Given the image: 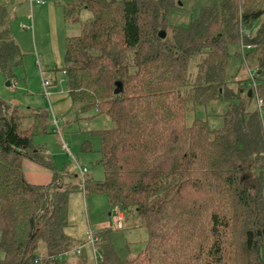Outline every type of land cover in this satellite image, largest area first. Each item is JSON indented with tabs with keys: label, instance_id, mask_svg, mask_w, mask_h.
Returning a JSON list of instances; mask_svg holds the SVG:
<instances>
[{
	"label": "trees",
	"instance_id": "16d2710c",
	"mask_svg": "<svg viewBox=\"0 0 264 264\" xmlns=\"http://www.w3.org/2000/svg\"><path fill=\"white\" fill-rule=\"evenodd\" d=\"M81 7L94 19L68 39L64 65L54 71L65 73L81 114L114 123L92 131L104 180L85 178L81 187L105 195L124 215L137 209L149 232L144 250L122 259L113 229L95 231L99 264H264V120L258 106L250 108L264 101V0L203 7L190 25L174 27L171 43L159 33L169 29L175 0H82ZM8 18L0 7V72L13 82L22 53ZM231 45L247 49L243 57L262 50L255 84L239 92L227 80ZM194 55L202 60L191 83ZM215 100L235 102L220 128L198 116L188 124L189 113ZM8 110L0 98V264H68L64 258L75 253L67 233L70 191L54 173L36 186L24 171L26 162L55 171L41 147L31 149L48 131V115L37 113L25 128ZM79 256L77 264H96L84 250Z\"/></svg>",
	"mask_w": 264,
	"mask_h": 264
},
{
	"label": "rangeland",
	"instance_id": "374dc122",
	"mask_svg": "<svg viewBox=\"0 0 264 264\" xmlns=\"http://www.w3.org/2000/svg\"><path fill=\"white\" fill-rule=\"evenodd\" d=\"M41 1L44 2L43 6H48L50 3V0ZM218 1L175 0L178 7L168 16L167 41L169 43L173 41L174 27L190 25L191 21L198 17L201 8L214 5ZM27 15L29 17L23 16L22 7H19L17 11H12V15L9 12L8 20L11 24L12 35L14 30L16 36L17 26L22 32L25 31L26 29L22 27L26 24L25 22H27L26 28L32 29V18H34L32 8ZM59 15L60 18L64 17L62 12ZM74 15L79 17L77 22L72 20V26L62 29L59 44H53L50 35L51 32L55 33L53 17L46 13L41 19L39 18V21L37 20V44L33 43V31L29 30L31 31L30 41L28 40V47L21 50L22 64L15 68V81H8L0 72V98L8 104V114L20 117L25 128L34 123L37 113L48 115L45 121L48 131L46 134L33 138L31 149L41 147L53 161L55 171L41 169L32 162L24 163V171L28 181L39 179L38 182H40L46 178L52 180L53 173L60 178L64 188L70 191L67 233L73 237L71 249L74 250L75 246L82 244L89 260L96 262L86 240L87 233L103 229L104 222L109 221L112 224L113 209L105 195L84 192L81 187L82 180L77 177V174H79V166H82L88 170L85 178H93L96 181L104 180V168L100 163L101 142L92 131L109 129L114 126V123L106 116L87 118L89 115L81 114L80 106L71 104L65 73L54 71L56 67L61 68L64 65L67 38L84 33L94 19V13L87 8H82L79 14H72L71 17ZM250 31L253 33L254 30ZM229 52L227 70L229 87L239 92L242 91L240 88L243 85L253 86L256 79L251 76V73L257 71L262 50L254 51L249 56L243 57V52L246 55L248 50L243 49L242 45H231ZM201 60V55H194L190 58L188 74L191 83L196 80ZM47 82L50 86H45ZM230 103L235 102L212 101L207 107L189 113L188 124L191 125L198 116L208 120L211 129L220 128L224 123V114ZM257 106L256 98L250 108L256 109ZM54 118L58 120V126ZM85 142H89L90 147L85 145ZM33 170L41 171V173ZM45 171L50 175L43 173ZM125 214L124 227L121 229L112 227L111 242L120 258L133 259L144 250L149 232L142 224L137 209L127 210ZM99 242L100 240L97 241L96 247ZM99 248L98 246V256H101ZM79 258V256H71L65 261ZM2 259H4V253L0 251V260Z\"/></svg>",
	"mask_w": 264,
	"mask_h": 264
},
{
	"label": "crops",
	"instance_id": "0c3cea01",
	"mask_svg": "<svg viewBox=\"0 0 264 264\" xmlns=\"http://www.w3.org/2000/svg\"><path fill=\"white\" fill-rule=\"evenodd\" d=\"M81 5H82V0H50V3L48 4V6H43L41 4H36V3L32 5L30 4L29 0H0V7L7 8V11H9L11 15H12V11H17L19 7H22L23 16L29 17V15L27 14L28 12L30 13V9L32 8V11L34 13V18H32V25H31L32 29L31 28L29 29V27L26 28L27 22H25L26 24L22 26L23 28L26 29L25 31L22 32L19 26H17L16 27L17 33L15 36L14 30H13V37L16 43L19 45L21 50L24 47H28V40L30 41L29 35L31 34V31H33V43L37 44V31H36L37 30V27H36L37 20L39 21L43 17V15H46V13L50 15V17L51 16L53 17V20L55 23L54 29H53L55 33H52V32L50 33V35L52 36V42L53 44L55 43L59 44L62 29H66L67 27L72 26L71 25L72 22L73 21L77 22V18H79L74 15L72 18L73 21L71 19L69 20L67 18L68 11H70L71 14H79L80 11L82 10ZM60 12L64 14L63 18L62 17L60 18V15H59ZM33 171L41 173V171H36V170H33ZM43 173L50 175L49 172H46V171ZM77 177L81 178L80 171H79V174H77ZM38 181L39 179H36V181L30 180L29 182L36 186H46L51 182L50 178L43 179L40 182ZM109 224H110L109 221L104 222V225L102 226V228H108ZM80 246H82V244H79L78 247L75 246L74 249L79 248ZM84 252L87 254V252L85 251V248H84ZM71 256H79V255L75 253H71L66 258H69ZM70 261L68 260L67 263L77 264L80 261V258L77 260H72L71 262Z\"/></svg>",
	"mask_w": 264,
	"mask_h": 264
},
{
	"label": "built area",
	"instance_id": "2783aa9c",
	"mask_svg": "<svg viewBox=\"0 0 264 264\" xmlns=\"http://www.w3.org/2000/svg\"><path fill=\"white\" fill-rule=\"evenodd\" d=\"M29 1L31 4H33V3L41 4V5L44 4V2L41 0H29ZM245 34L247 36H250V32L248 30L245 32ZM250 48L251 47L249 46L248 49H250ZM254 74L255 73H251V76L255 79L256 75H254ZM45 86H50V84L47 82V83H45ZM257 105L259 108V112L261 113V116L264 120V101H262V99L258 98L257 99ZM54 122L58 126V120L56 118H54ZM79 171H80V175L82 177V181H84L85 174L88 172V170L83 168L82 166H79ZM124 220H125V217H124V213L122 212V210L119 207H115V208H113L112 224L110 223L108 228L114 227L115 229H121L124 227ZM86 240H87V243L91 247L92 255L96 261L95 263L99 264L102 261V258H101V256H98V249L96 247V243L98 241V238L95 236V232L89 231L87 233ZM83 250H84V248H83V246H81V247L75 249L74 252L77 255H81L83 253ZM67 255H69V254L65 253L63 256H67ZM63 256H60V258Z\"/></svg>",
	"mask_w": 264,
	"mask_h": 264
},
{
	"label": "water",
	"instance_id": "95a60500",
	"mask_svg": "<svg viewBox=\"0 0 264 264\" xmlns=\"http://www.w3.org/2000/svg\"><path fill=\"white\" fill-rule=\"evenodd\" d=\"M159 36H160V38L165 39L166 36H167V33H166L165 31H161V32L159 33ZM9 85H10V82H9ZM121 90H122V86H121V84H118V88H117V90L115 91V93H116V94H119V93L121 92ZM252 94H253V90L250 89V90L248 91V97H249V98H252Z\"/></svg>",
	"mask_w": 264,
	"mask_h": 264
}]
</instances>
